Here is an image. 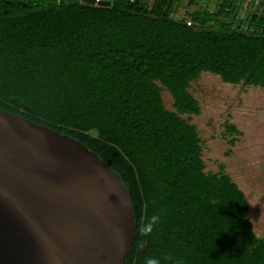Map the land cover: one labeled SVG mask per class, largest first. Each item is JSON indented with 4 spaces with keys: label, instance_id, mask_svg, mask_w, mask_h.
<instances>
[{
    "label": "trees",
    "instance_id": "1",
    "mask_svg": "<svg viewBox=\"0 0 264 264\" xmlns=\"http://www.w3.org/2000/svg\"><path fill=\"white\" fill-rule=\"evenodd\" d=\"M150 1L1 0L0 109L100 156L128 187L137 223L161 215L151 235L136 230L128 264H264L243 192L223 166L206 173L204 143L183 119L201 116L190 92L204 74L264 91V18L239 22L242 0H227L189 26L172 17L180 0ZM238 137L227 122V157Z\"/></svg>",
    "mask_w": 264,
    "mask_h": 264
},
{
    "label": "water",
    "instance_id": "2",
    "mask_svg": "<svg viewBox=\"0 0 264 264\" xmlns=\"http://www.w3.org/2000/svg\"><path fill=\"white\" fill-rule=\"evenodd\" d=\"M136 229L129 189L100 156L0 109V264H128Z\"/></svg>",
    "mask_w": 264,
    "mask_h": 264
},
{
    "label": "rangeland",
    "instance_id": "3",
    "mask_svg": "<svg viewBox=\"0 0 264 264\" xmlns=\"http://www.w3.org/2000/svg\"><path fill=\"white\" fill-rule=\"evenodd\" d=\"M153 3L151 0L150 5ZM226 3L227 0H180L172 17L190 21L191 14L216 13ZM236 14L239 22H246L251 16L264 18V0H242ZM242 30L253 31L245 25ZM190 93L199 102L202 113L183 119L197 127L204 143L206 173L216 174L220 166L225 168L249 204L255 234L264 239V91L246 85H227L219 77L204 74L192 85ZM162 99L166 109L174 112V100L165 89ZM227 122L242 133L228 157L230 148L223 139Z\"/></svg>",
    "mask_w": 264,
    "mask_h": 264
},
{
    "label": "clouds",
    "instance_id": "4",
    "mask_svg": "<svg viewBox=\"0 0 264 264\" xmlns=\"http://www.w3.org/2000/svg\"><path fill=\"white\" fill-rule=\"evenodd\" d=\"M130 206V201L122 200L121 207L127 208ZM161 223V215L154 213L147 218H141L137 223V232L141 236H149L153 233L156 227ZM142 247V245H141ZM166 259H171L167 257ZM145 264H162L161 259L156 256H149L145 259Z\"/></svg>",
    "mask_w": 264,
    "mask_h": 264
},
{
    "label": "built area",
    "instance_id": "5",
    "mask_svg": "<svg viewBox=\"0 0 264 264\" xmlns=\"http://www.w3.org/2000/svg\"><path fill=\"white\" fill-rule=\"evenodd\" d=\"M1 1V0H0ZM139 0H129V2L131 3V4H135L136 2H138ZM187 24L189 25V26H194V24L191 22V21H187Z\"/></svg>",
    "mask_w": 264,
    "mask_h": 264
},
{
    "label": "crops",
    "instance_id": "6",
    "mask_svg": "<svg viewBox=\"0 0 264 264\" xmlns=\"http://www.w3.org/2000/svg\"><path fill=\"white\" fill-rule=\"evenodd\" d=\"M261 90V89H260ZM217 174V173H216ZM249 212H250V208H249Z\"/></svg>",
    "mask_w": 264,
    "mask_h": 264
}]
</instances>
